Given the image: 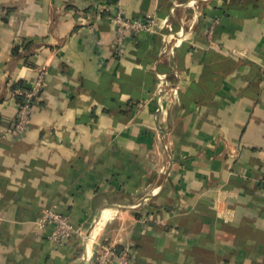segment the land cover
Segmentation results:
<instances>
[{
    "label": "crops",
    "instance_id": "obj_1",
    "mask_svg": "<svg viewBox=\"0 0 264 264\" xmlns=\"http://www.w3.org/2000/svg\"><path fill=\"white\" fill-rule=\"evenodd\" d=\"M118 3L167 23L118 55ZM259 3L0 0V264H90L99 244L132 264H264ZM43 65L29 130L4 136ZM51 205L98 242L55 244L35 226Z\"/></svg>",
    "mask_w": 264,
    "mask_h": 264
},
{
    "label": "built area",
    "instance_id": "obj_2",
    "mask_svg": "<svg viewBox=\"0 0 264 264\" xmlns=\"http://www.w3.org/2000/svg\"><path fill=\"white\" fill-rule=\"evenodd\" d=\"M107 20L113 26L112 45L118 55L124 54L127 40L130 37L142 31L155 32L167 23V19L160 17L156 11H150L142 18L133 17L121 3H118L114 10L110 11ZM213 29L212 26L209 31L210 37ZM37 73V78L31 86L17 90V94L22 98L18 100L13 123L3 131L4 136L20 137L29 130L32 123L33 105L46 86L47 67L45 65L41 66L38 68ZM161 79L165 81L164 77ZM159 109H163L162 103ZM47 225H53V231L50 233L49 238L57 245L63 244L75 236L81 237L87 247H93V244L98 242V228L87 229L73 224L65 213L60 212L53 205L45 207L41 216L35 221V226L38 229H43ZM90 264H132V258L128 251H123L118 255L114 245L99 244V247L94 251V257Z\"/></svg>",
    "mask_w": 264,
    "mask_h": 264
},
{
    "label": "trees",
    "instance_id": "obj_3",
    "mask_svg": "<svg viewBox=\"0 0 264 264\" xmlns=\"http://www.w3.org/2000/svg\"><path fill=\"white\" fill-rule=\"evenodd\" d=\"M249 1L251 2V7L254 8V10H258V12H260L259 8L261 9V4L259 3V0H249ZM28 87H22V88L25 89V88H28ZM21 98L22 97L19 96L18 100H21Z\"/></svg>",
    "mask_w": 264,
    "mask_h": 264
},
{
    "label": "bare ground",
    "instance_id": "obj_4",
    "mask_svg": "<svg viewBox=\"0 0 264 264\" xmlns=\"http://www.w3.org/2000/svg\"><path fill=\"white\" fill-rule=\"evenodd\" d=\"M186 24V23H185ZM107 219V218H106ZM102 230V229H101ZM92 249V248H91Z\"/></svg>",
    "mask_w": 264,
    "mask_h": 264
}]
</instances>
